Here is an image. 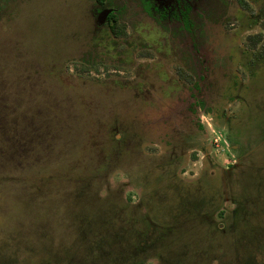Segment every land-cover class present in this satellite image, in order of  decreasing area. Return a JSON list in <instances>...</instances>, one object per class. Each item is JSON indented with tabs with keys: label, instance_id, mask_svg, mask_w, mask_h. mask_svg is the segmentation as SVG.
I'll list each match as a JSON object with an SVG mask.
<instances>
[{
	"label": "rangeland",
	"instance_id": "1",
	"mask_svg": "<svg viewBox=\"0 0 264 264\" xmlns=\"http://www.w3.org/2000/svg\"><path fill=\"white\" fill-rule=\"evenodd\" d=\"M263 48L264 0H0V264H264Z\"/></svg>",
	"mask_w": 264,
	"mask_h": 264
},
{
	"label": "water",
	"instance_id": "2",
	"mask_svg": "<svg viewBox=\"0 0 264 264\" xmlns=\"http://www.w3.org/2000/svg\"><path fill=\"white\" fill-rule=\"evenodd\" d=\"M112 12L110 9L103 10L98 16V22L103 24L106 22L108 15Z\"/></svg>",
	"mask_w": 264,
	"mask_h": 264
},
{
	"label": "flooded vegetation",
	"instance_id": "3",
	"mask_svg": "<svg viewBox=\"0 0 264 264\" xmlns=\"http://www.w3.org/2000/svg\"><path fill=\"white\" fill-rule=\"evenodd\" d=\"M96 2H97V1H96ZM97 3H98V2H97ZM104 3H105V0H104ZM104 3H103V5H104ZM99 4H100V3H99ZM103 10H106V9H103ZM103 10H101V11L98 13L97 17H96V22H97L98 25H103V24H105V23H108V21L111 19V18H110L111 15H113V17H114V13L111 12V13L108 15V17H107L106 22L103 23V24H100V23L98 22V16H99V14H100Z\"/></svg>",
	"mask_w": 264,
	"mask_h": 264
},
{
	"label": "trees",
	"instance_id": "4",
	"mask_svg": "<svg viewBox=\"0 0 264 264\" xmlns=\"http://www.w3.org/2000/svg\"><path fill=\"white\" fill-rule=\"evenodd\" d=\"M98 3H100L101 5H103V3H104V0H96ZM113 17V15H111V17L110 18H112ZM113 30H115V32H116V26H114L113 27ZM262 58L264 59V48H263V51H262Z\"/></svg>",
	"mask_w": 264,
	"mask_h": 264
}]
</instances>
